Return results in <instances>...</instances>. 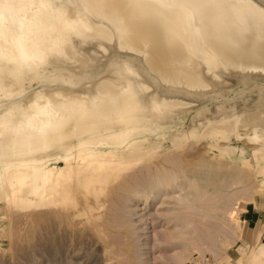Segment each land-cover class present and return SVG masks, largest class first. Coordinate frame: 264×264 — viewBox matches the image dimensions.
Listing matches in <instances>:
<instances>
[{"label":"bare ground","instance_id":"6f19581e","mask_svg":"<svg viewBox=\"0 0 264 264\" xmlns=\"http://www.w3.org/2000/svg\"><path fill=\"white\" fill-rule=\"evenodd\" d=\"M226 74L236 85L232 97L220 80ZM261 79L264 0H0V211L72 208L80 198L88 213L107 186L130 185L131 170L141 176L123 213L136 264L145 263L149 229L164 250L186 246L173 264L202 258L224 232L199 219L195 175L206 173H187L183 182L173 170L175 153L202 136L207 147L242 162L245 151L234 140L264 141V103L242 109L264 98ZM250 94L254 101L246 103ZM255 156L264 159L260 151ZM212 176L204 179L212 184ZM216 180L217 191L232 181ZM172 190L180 193L174 213L151 214ZM229 197L223 207L238 238ZM163 220L177 230L158 231ZM261 235L256 231L255 241ZM257 262H264V243L252 251Z\"/></svg>","mask_w":264,"mask_h":264},{"label":"rangeland","instance_id":"374dc122","mask_svg":"<svg viewBox=\"0 0 264 264\" xmlns=\"http://www.w3.org/2000/svg\"><path fill=\"white\" fill-rule=\"evenodd\" d=\"M232 78L229 74L220 78V80L227 81L228 89H231L226 97H232L234 95L232 90L236 89V85L231 86L234 83ZM260 81L264 80L261 79ZM253 98L254 94L245 97L246 103L251 102V99L253 102ZM263 103L264 98L262 97L255 106L245 105L242 109L244 112L246 109H257ZM215 106L211 108L213 115L216 112ZM242 126H238L239 133L242 131L246 133L240 129L248 130V127ZM217 142L220 145L225 143V141L221 143L220 140ZM234 142L239 143L245 151L242 162H240L237 154H231L227 151L219 153L217 149L207 147L205 144L209 143V139L202 136L200 138L197 136L190 137L177 153L173 152L176 155H174L176 161L174 160L173 170L177 174L179 173L181 179H184L183 182L188 180L189 177H186L189 176L188 174L194 175L195 171L196 173L200 171L197 174L203 172L204 175L206 173L204 177L208 176V181L213 174L212 177H216L217 180L222 176L232 180L229 185L227 182L224 183L225 186L228 185L227 189L225 187L218 189L217 187L220 190L217 191L213 186L215 178L210 184V181L205 180L206 178L201 177L203 179L201 182L202 179L199 180L198 176L195 175L196 184L201 183V186L197 188L199 219L204 223H209L214 229H222L224 234L222 232L215 233L216 238H219L216 240L217 249L210 252L204 250L203 259L180 260L179 263L181 264H227V260L231 264H237L238 259H241L240 264H254L251 263L252 251L259 243H264V189H260L259 186L260 181L264 180V159L255 156L257 151L264 153V141L245 138L240 139V141L234 140ZM202 147H205V150ZM166 168L172 169L169 166ZM206 171L210 173L208 174ZM130 172L131 186L123 183V181H119V187L117 184L107 186L105 194L100 198L99 205L96 207L94 204L91 212L88 213L87 211L90 209L83 210V203L80 198L77 207L72 206V208L68 203L64 205L65 207L28 209L26 211L14 207H9L3 211L1 208L0 264H119V261L123 263L124 260L126 264H136L138 261L134 258L137 247L133 241L134 235L130 233V223L128 224L126 220L128 216L123 213L125 211L123 207L127 204L130 205L124 197L135 187L134 178H139L141 175L135 171L134 174L133 171L130 170ZM146 172L142 173L144 178L148 176L145 174ZM171 192L174 191L168 192L170 196H165L163 203L159 200L153 203L149 210L151 214L156 216L158 214L167 218L174 213L177 205L173 202L180 197V193ZM229 193L227 205H230V209L240 221L241 232L238 238L233 235V222L226 219L225 213L229 208L223 207L224 195ZM171 194L173 195L171 196ZM107 195H109L108 198ZM115 206L118 207V210L117 207L114 208ZM137 206H140L139 209H143V200H140ZM93 208L95 209L93 210ZM207 213L210 215L209 218L206 217ZM85 214L86 216H84ZM74 217L75 219H73ZM174 226L173 222L166 223L163 220L157 230H164L166 233L172 234L177 230V227ZM151 230L149 229L148 233L149 245L144 249L146 254L140 259L145 260L144 264H173V257L178 258L179 254H183L186 246H183V243H176L164 250L162 243L155 241L156 236ZM256 231L262 232L260 242L255 241ZM222 240L225 243L223 246H221L222 243L220 244ZM218 249L220 250L218 251ZM256 264H264V262H257Z\"/></svg>","mask_w":264,"mask_h":264},{"label":"crops","instance_id":"0c3cea01","mask_svg":"<svg viewBox=\"0 0 264 264\" xmlns=\"http://www.w3.org/2000/svg\"><path fill=\"white\" fill-rule=\"evenodd\" d=\"M263 237V236H262Z\"/></svg>","mask_w":264,"mask_h":264}]
</instances>
